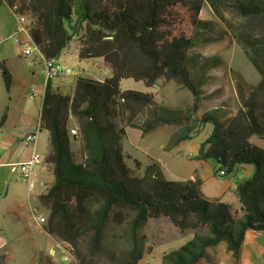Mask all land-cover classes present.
Listing matches in <instances>:
<instances>
[{
	"label": "trees",
	"instance_id": "obj_1",
	"mask_svg": "<svg viewBox=\"0 0 264 264\" xmlns=\"http://www.w3.org/2000/svg\"><path fill=\"white\" fill-rule=\"evenodd\" d=\"M228 1L244 18L264 14V0H0L14 15L29 17L31 40L47 60H59L82 30L79 59H102L111 70L102 82L79 78L71 93L53 89L49 80L42 98L40 130L49 133L50 148L45 163L54 177L39 196L48 211L42 228L73 249L76 264H140L149 252L143 229L151 220L166 219L181 235H193L162 264L211 262L209 250L220 244L237 261L246 233H264V145L254 142L264 143V115L255 103L239 109L226 132L215 116H206L177 139L189 140L200 122L213 124L197 159L214 161L222 176L254 169L235 189L240 212L206 198L201 179L169 181L156 163L137 175L123 150L127 128L147 135L160 126H182L192 115L150 93L122 91L121 82H175L198 97L189 62L198 29L206 25L200 13L205 2ZM0 70L9 91L12 76L4 63ZM73 142L81 144L80 160Z\"/></svg>",
	"mask_w": 264,
	"mask_h": 264
},
{
	"label": "rangeland",
	"instance_id": "obj_2",
	"mask_svg": "<svg viewBox=\"0 0 264 264\" xmlns=\"http://www.w3.org/2000/svg\"><path fill=\"white\" fill-rule=\"evenodd\" d=\"M200 20L206 25L198 29V44L191 50L189 62L192 76L198 84V97L175 82L158 81L153 87L133 79L121 82L122 91L150 93L156 102L169 109L191 113L192 119L182 126H160L147 135L127 128L123 150L130 156L128 166L140 176L148 165L156 163L169 181L203 178L210 188L219 189L221 183L227 182L237 186L246 179V170L222 176L216 173L214 161L197 159L201 145L213 134V124L200 122L189 140L178 142L177 139L193 122H199L206 116H215L222 132L230 130V120L248 103H255L264 115V14L244 18L231 1L216 7L205 2ZM15 25V16L5 3H1L0 63H4L10 72L12 83L8 91L0 70V264H63L65 252L44 232V223L40 222V218H47L48 211L39 197L34 205L37 189L29 191L26 183L15 178L19 169L3 165L7 152L1 144L2 138L10 144L13 156L32 146L24 138L30 131L29 123H38L42 107V97L33 98L32 94L43 91L46 83L43 64L34 65L31 59L23 56L24 49L32 45L23 35L20 36V46L12 38ZM81 34L82 30L75 33L69 47L57 60L68 75L52 79L53 89L71 93L79 78L104 80L111 74L99 60L93 63L79 59ZM34 87L36 90H33ZM195 104L198 110L192 112ZM7 120L8 123H5ZM254 142L264 145L255 139ZM38 146L40 155L44 149H50L45 131L39 135ZM72 147L80 160L81 144L73 142ZM134 160L141 162L140 169H136ZM43 164L40 166H45ZM143 234L147 237L149 252L144 254L140 264H162L164 255L177 250L193 237L191 234L181 235L166 219L149 221ZM213 249L209 253L211 258ZM206 263L214 264V261H203L201 264Z\"/></svg>",
	"mask_w": 264,
	"mask_h": 264
},
{
	"label": "crops",
	"instance_id": "obj_3",
	"mask_svg": "<svg viewBox=\"0 0 264 264\" xmlns=\"http://www.w3.org/2000/svg\"><path fill=\"white\" fill-rule=\"evenodd\" d=\"M98 60L104 64L102 59H92V60H87V61H92L93 63H97ZM109 71L111 73L110 69H109ZM109 77H111V74L108 77H105V79L109 78ZM89 79H94V80H97L100 82L103 81V80H101L99 78H95V77H92ZM45 81H46V78H45ZM45 85H46V83H45ZM74 89H75V87H74ZM33 90H36L35 87ZM44 91H45V88L41 92L35 91L37 97L40 95L43 98ZM38 122H39V120H38ZM5 123H8V120ZM29 125H30V131L28 134L34 132L37 129L38 123L37 124H36V122L29 123ZM41 132L42 131H40V133ZM40 133H39V135H40ZM46 133H47V141H48L49 140V133L48 132H46ZM1 135H2V131L0 129V137H1ZM39 135H38V139L34 145L25 147L22 151H20L18 153V155H14V156H13L12 149H9L10 144H8L6 142V138H2V142H1L3 148L7 152L6 156L4 158L6 161L3 164L5 166L11 167L10 164H15L18 162L25 161V160L29 159L33 154H37L42 158L43 163H44L43 165H45V166H43V167L39 166L34 171V173L32 174L33 188L37 189L36 194H35L36 197L34 198V205L37 203L38 197L54 181L52 171H51L50 167L45 163V157L49 153V150H47V148L44 149L43 154H41V155L38 152ZM72 150H73V147H72ZM241 170L247 171L246 179L250 178L254 173V169L251 166H243L239 169V171H241ZM199 175L201 176V174H199ZM213 175H214V173H213ZM201 178H202V176H201ZM202 182H203L202 192L204 193L206 198H208L210 200H218L222 203L229 204L232 208H234L235 211L240 212L241 205L238 201V198L235 195V189L237 187L236 185H233L230 182H227L225 184L221 183L220 188L218 189L214 186L211 188L208 187L206 184V180H204L203 178H202ZM34 205H33V207H34ZM213 250H214V255L212 256V260L214 261V264H264V233H256L253 231H248L246 233L245 240H244L242 250H241V254H240V258L237 261L234 259L233 254L227 250L225 244H220ZM210 251L211 250H209V253H211ZM148 256H152V255H148ZM206 264H211V263H206Z\"/></svg>",
	"mask_w": 264,
	"mask_h": 264
},
{
	"label": "built area",
	"instance_id": "obj_4",
	"mask_svg": "<svg viewBox=\"0 0 264 264\" xmlns=\"http://www.w3.org/2000/svg\"><path fill=\"white\" fill-rule=\"evenodd\" d=\"M14 16H15L16 25L12 38L15 40L16 44L20 46L22 45L20 36L23 35L26 38L27 43L32 45V47H26L24 49L23 56L25 58L31 59L34 65H37L38 63L43 64L46 72V83L49 80L51 81L52 79L58 77L67 76L68 75L67 70L63 66H61V64L58 63V61L47 60L46 58H44L40 50L33 44L30 37L31 20L29 19V17L25 15H14ZM32 97L35 98L37 97V95L32 94ZM40 131H41L40 122H38L37 129L34 132L27 134L25 136L24 138L25 142L29 145H34L38 139V135ZM71 134L75 135L77 134V131L71 130ZM42 162L43 160L39 155L33 154L29 159L15 164H10V166L19 169L15 178L21 182L26 183L30 191L33 188L32 174L42 164ZM219 174L223 175V172H220ZM43 220H45L44 217ZM59 244L62 247L63 252H65L66 254L63 260V264H76L73 249L68 244L65 243H59Z\"/></svg>",
	"mask_w": 264,
	"mask_h": 264
},
{
	"label": "bare ground",
	"instance_id": "obj_5",
	"mask_svg": "<svg viewBox=\"0 0 264 264\" xmlns=\"http://www.w3.org/2000/svg\"><path fill=\"white\" fill-rule=\"evenodd\" d=\"M40 220H42V221H40L41 223H44V222H45V220H43V217H42V218H40Z\"/></svg>",
	"mask_w": 264,
	"mask_h": 264
}]
</instances>
